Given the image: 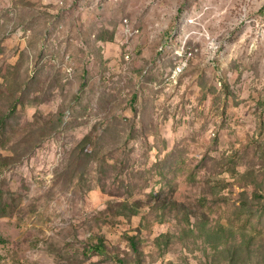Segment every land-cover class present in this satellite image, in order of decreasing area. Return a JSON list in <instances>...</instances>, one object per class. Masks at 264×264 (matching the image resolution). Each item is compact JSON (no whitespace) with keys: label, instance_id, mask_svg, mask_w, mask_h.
Listing matches in <instances>:
<instances>
[{"label":"rangeland","instance_id":"obj_1","mask_svg":"<svg viewBox=\"0 0 264 264\" xmlns=\"http://www.w3.org/2000/svg\"><path fill=\"white\" fill-rule=\"evenodd\" d=\"M0 264H264V0H0Z\"/></svg>","mask_w":264,"mask_h":264},{"label":"built area","instance_id":"obj_2","mask_svg":"<svg viewBox=\"0 0 264 264\" xmlns=\"http://www.w3.org/2000/svg\"><path fill=\"white\" fill-rule=\"evenodd\" d=\"M84 0H76V2H83ZM63 4H64V2H63ZM125 25L127 26L128 25V22H126L125 23ZM135 33H139V32H135ZM188 61H189V58H187L186 60H185V62H182V63H180L176 68H175V70H174V73H173V75H172V78L174 79V80H176L177 79V77L185 70V68L187 67V65H188Z\"/></svg>","mask_w":264,"mask_h":264},{"label":"trees","instance_id":"obj_3","mask_svg":"<svg viewBox=\"0 0 264 264\" xmlns=\"http://www.w3.org/2000/svg\"><path fill=\"white\" fill-rule=\"evenodd\" d=\"M132 244H133V248L136 251V253L140 254V249H139V243L137 242V240L135 238L132 239ZM98 249V251H102L103 250V243H99V245L96 246Z\"/></svg>","mask_w":264,"mask_h":264}]
</instances>
